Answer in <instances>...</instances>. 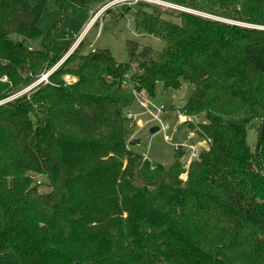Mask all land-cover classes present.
Listing matches in <instances>:
<instances>
[{"label":"trees","instance_id":"1","mask_svg":"<svg viewBox=\"0 0 264 264\" xmlns=\"http://www.w3.org/2000/svg\"><path fill=\"white\" fill-rule=\"evenodd\" d=\"M167 1L216 20L141 4L136 30L165 47L128 41L122 64L39 28L49 2L75 16L101 0H0V103L64 61L0 104V264H264V136L259 167L248 143L264 125V0ZM185 82L177 112L212 141L188 171L183 152L170 167L132 152L127 118L137 93Z\"/></svg>","mask_w":264,"mask_h":264},{"label":"rangeland","instance_id":"2","mask_svg":"<svg viewBox=\"0 0 264 264\" xmlns=\"http://www.w3.org/2000/svg\"><path fill=\"white\" fill-rule=\"evenodd\" d=\"M110 1L111 0H101V3L90 11H81L75 16L63 14L60 11L58 4L49 2L48 12L41 19L39 28L43 36H45L49 28L58 25V30L54 31L53 37L63 46L69 48L72 46L69 53H73L78 45L84 41V44L81 47V52L83 54L87 55L94 51L108 50L111 52L114 59L122 64L129 63L130 61L127 53L128 41L137 42L142 47H149L158 52H161L164 49L165 43L163 41L136 30L134 17L137 11L140 10L141 5L133 7L130 10L128 8L111 9L109 10L110 12L108 11L104 17L100 18L91 29L85 32L84 30L91 20L92 15L98 13ZM156 8L162 13V16L165 19L172 22H179L177 14L179 11L164 10L159 7ZM193 12L191 13L193 14ZM195 13L198 12L195 11ZM198 14L216 20V18L211 16L202 13ZM63 62L64 61H60L52 70L45 73H54ZM130 75L131 73H129L128 78ZM49 77L48 81L44 84L49 83ZM65 81L67 83H75L76 78L66 76ZM31 91L25 92L22 95H28ZM192 91V85L187 82L183 83L182 88L179 90L165 91L161 85H158L155 97L149 99V106L152 108V110L150 108V112H148L142 103L138 102L142 99L139 97L140 94H136V102L130 112L138 114V119L136 120L137 131L133 139L138 140L139 144L130 146L132 152L142 157L143 155L146 156L153 165L170 167L174 163L175 157L179 154L176 151L175 146L182 145V162L186 163L190 160V148L198 147L203 142V139L198 136L189 137V126L187 124H180L176 117L180 114L177 111L180 110L191 97ZM13 97H15V95ZM13 97L11 98L13 99ZM162 105L167 109L174 107V114L176 116L171 113H165L160 115L161 122L156 120V108ZM192 122L194 125H197L201 122V118L195 117L192 119ZM163 125L168 126V129L163 130ZM153 127H160L161 130L155 134H151L150 129ZM259 127L260 123L255 122L254 127L248 131V143L253 151L257 145ZM181 179H187L186 175L183 174ZM35 184L43 191H50V188L47 186L48 179L46 177H35Z\"/></svg>","mask_w":264,"mask_h":264},{"label":"built area","instance_id":"3","mask_svg":"<svg viewBox=\"0 0 264 264\" xmlns=\"http://www.w3.org/2000/svg\"><path fill=\"white\" fill-rule=\"evenodd\" d=\"M141 4H146V5H150L153 7H159V8H162L164 10L179 11V12H186V13L187 12H189V13L193 12V11H190V10L185 9L183 7L177 6L171 2H168L167 0H112V1L108 2L98 13L92 15L91 22H93V24H95L100 18L104 17V15L111 9H115V8L131 9V8L137 7ZM193 14L199 15L198 13H195V12H193ZM50 74L51 73H48L46 75L44 74L39 80H37L35 83H33L29 88H27L24 91L20 92L19 94L15 95V97H13V99L12 98L8 99L7 101L2 102L0 104H4L8 101L14 100L17 97H19L20 95H22L23 93L35 89L36 87H38L42 83H46L48 81V77ZM139 97H141L142 100H139L138 102L142 103V105L148 110V112H150L152 110V108L149 106V104H150L149 98H147V96H144L143 94L142 95L140 94ZM150 108H151V110H150ZM156 112H157V115L155 116V119L158 120L159 122H161L160 115H163L166 113V107L163 105L159 106L156 108ZM127 118L129 120H131L137 126L136 120L138 119V114H135L134 112H129L127 114ZM178 121L180 124H186L188 122H192V119L179 114ZM167 129H168V126L163 125V130H167ZM160 130H161V128H160ZM192 136H196V135H195V133L190 132L189 137H192ZM211 144H212V141L210 139H206V140H203V142L198 147H191L190 148V150H191L190 160L186 163L184 162V166H183L184 169L186 171H188L191 163L193 161H196L199 158L201 152L209 150ZM175 149L177 152L180 153L183 150V146L182 145H176ZM143 159L146 160L147 157L143 155ZM184 175H186V177H187V173H185Z\"/></svg>","mask_w":264,"mask_h":264},{"label":"water","instance_id":"4","mask_svg":"<svg viewBox=\"0 0 264 264\" xmlns=\"http://www.w3.org/2000/svg\"><path fill=\"white\" fill-rule=\"evenodd\" d=\"M217 20H219V19H217ZM159 131H160L159 127H153V128L150 129V133L151 134H155V133H157ZM263 136H264V125H262V127L260 128V131L258 133L257 145L255 147V157H256V161H257L258 167H259V154H260V148H261ZM138 144H139V141L138 140H134V139H132L129 142V146H135V145H138ZM262 175H264V174L262 173Z\"/></svg>","mask_w":264,"mask_h":264},{"label":"crops","instance_id":"5","mask_svg":"<svg viewBox=\"0 0 264 264\" xmlns=\"http://www.w3.org/2000/svg\"><path fill=\"white\" fill-rule=\"evenodd\" d=\"M93 25H94L93 22H91V20H90L84 31L87 32L89 29L92 28ZM77 45H78V44H77ZM77 45H76V46H77ZM89 54H91V53H89Z\"/></svg>","mask_w":264,"mask_h":264},{"label":"clouds","instance_id":"6","mask_svg":"<svg viewBox=\"0 0 264 264\" xmlns=\"http://www.w3.org/2000/svg\"><path fill=\"white\" fill-rule=\"evenodd\" d=\"M130 10V9H129Z\"/></svg>","mask_w":264,"mask_h":264}]
</instances>
